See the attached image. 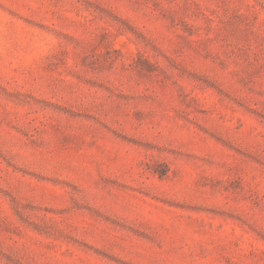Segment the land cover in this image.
Returning <instances> with one entry per match:
<instances>
[{
    "label": "rangeland",
    "instance_id": "rangeland-1",
    "mask_svg": "<svg viewBox=\"0 0 264 264\" xmlns=\"http://www.w3.org/2000/svg\"><path fill=\"white\" fill-rule=\"evenodd\" d=\"M0 264H264V0H0Z\"/></svg>",
    "mask_w": 264,
    "mask_h": 264
}]
</instances>
